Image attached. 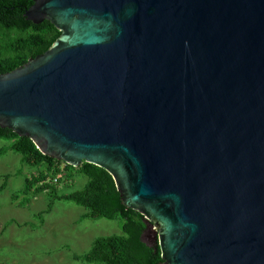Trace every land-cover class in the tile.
<instances>
[{
  "label": "water",
  "instance_id": "water-1",
  "mask_svg": "<svg viewBox=\"0 0 264 264\" xmlns=\"http://www.w3.org/2000/svg\"><path fill=\"white\" fill-rule=\"evenodd\" d=\"M24 18L60 37L0 75V128L106 171L160 264H264V0H33Z\"/></svg>",
  "mask_w": 264,
  "mask_h": 264
},
{
  "label": "trees",
  "instance_id": "trees-1",
  "mask_svg": "<svg viewBox=\"0 0 264 264\" xmlns=\"http://www.w3.org/2000/svg\"><path fill=\"white\" fill-rule=\"evenodd\" d=\"M33 0H0V75L23 66L30 59L44 54L60 37V32L48 21L35 25L24 18V12ZM0 139L9 142L4 151L21 156V162L37 168L25 180L22 194L56 192L53 180H71L74 174L87 177L82 191L56 196L57 200L72 201L83 207V219L118 218L121 221V236L97 238L90 251L77 261L97 264H160L158 245L143 241L148 226H151L138 212L126 209L120 200L111 176L103 169L82 163L73 168L42 155L34 144L25 137H18L8 129L0 128ZM63 165V168H61Z\"/></svg>",
  "mask_w": 264,
  "mask_h": 264
},
{
  "label": "rangeland",
  "instance_id": "rangeland-1",
  "mask_svg": "<svg viewBox=\"0 0 264 264\" xmlns=\"http://www.w3.org/2000/svg\"><path fill=\"white\" fill-rule=\"evenodd\" d=\"M9 142L0 139V264H97L75 260L87 254L100 237L121 236L118 218L83 219L85 209L56 196L82 191L87 177L74 174L56 185V192L22 194L25 180L37 168L21 162ZM63 168V165H61ZM155 227L148 226L143 241L154 245Z\"/></svg>",
  "mask_w": 264,
  "mask_h": 264
},
{
  "label": "crops",
  "instance_id": "crops-1",
  "mask_svg": "<svg viewBox=\"0 0 264 264\" xmlns=\"http://www.w3.org/2000/svg\"><path fill=\"white\" fill-rule=\"evenodd\" d=\"M8 146H9V145H8ZM8 146H7L5 149H7V148H8ZM5 149H2V150H1V152H4V150H5ZM8 152H9V151H8Z\"/></svg>",
  "mask_w": 264,
  "mask_h": 264
},
{
  "label": "built area",
  "instance_id": "built-area-1",
  "mask_svg": "<svg viewBox=\"0 0 264 264\" xmlns=\"http://www.w3.org/2000/svg\"><path fill=\"white\" fill-rule=\"evenodd\" d=\"M53 181L56 182V179H54Z\"/></svg>",
  "mask_w": 264,
  "mask_h": 264
}]
</instances>
